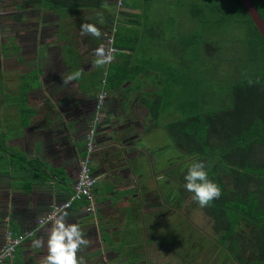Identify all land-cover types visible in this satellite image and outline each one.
Here are the masks:
<instances>
[{
  "label": "crops",
  "instance_id": "1",
  "mask_svg": "<svg viewBox=\"0 0 264 264\" xmlns=\"http://www.w3.org/2000/svg\"><path fill=\"white\" fill-rule=\"evenodd\" d=\"M124 7L131 13L139 11L136 7ZM106 9H102L103 13ZM42 11L55 17L54 26H42L46 31L43 41H40L39 29L35 27L28 33H17L15 38L5 31L6 24L0 19L1 38L7 33L9 43L7 46L0 41V245L5 230L18 232L33 228L37 217L44 214L52 203H59L69 195L98 91L87 85L85 80L95 79L99 87L100 70L104 71L106 66L98 68L94 63V49L105 46L104 42L81 34L82 24H92L99 29L98 9L75 8L60 13ZM14 15L16 20L21 18V12ZM129 25L126 23L127 27ZM137 30L139 35H136L134 45L130 40L126 41L127 46L124 45L122 53L132 55L136 45L140 46V54L147 52H144L148 46L144 42L146 34L141 28L137 27ZM57 33L59 39L48 38L55 37ZM125 33L130 32L126 29ZM28 35L30 41L32 36L38 37V41L29 42ZM114 57L113 62L122 64L120 72L127 77L121 85L107 91L103 117L95 130L98 150L93 154L90 165L96 177L93 187L95 210L87 212L82 201L65 209L68 223L78 224L89 241L88 247L78 253L87 264H129L132 241L127 242V238L132 229L140 234L134 249L136 256L137 246L145 241L141 235L143 232L146 234V223L161 224L162 208L166 206L174 215L179 213L181 204L178 198H174L175 189L180 187L178 172L175 176L174 172L168 176L165 168L169 167V161L160 169L151 167L158 164L141 144L139 136L144 122L151 120L144 105L162 94L158 93V87L154 91L145 89L148 81L138 74L147 73L148 83L153 80L160 83L161 77L153 72L154 67L140 71L134 65L130 69L129 57ZM148 59L151 65L156 64V61ZM9 64L12 67L9 68ZM78 70L82 71L79 80L69 84L63 82ZM130 71H136L132 78L130 73L126 74ZM143 91L147 94L143 95ZM24 116L27 119L25 125L22 124ZM173 149L175 154L170 166L178 167L180 150L174 146ZM212 159L215 160V156ZM33 160L35 162L29 163ZM223 173L224 170L220 169V174ZM223 182L227 188L231 187L228 175H224ZM162 191L168 192L166 198ZM230 201L228 199V203ZM151 208L162 209V212L151 210L150 213ZM203 211L210 218L213 231V220L205 209ZM229 217L233 219V230L238 235L224 238L223 229L218 233L213 231L214 239L210 234V242H215L216 246L213 247L212 243L210 254L201 253L199 256H208V262H216L215 256L226 253L230 257L227 264H251L249 259L238 257V254L247 256V252L229 249L230 238L236 239L240 247L244 240L241 238L247 233L244 219L231 213ZM50 226L46 224L35 230L31 237L19 244L11 258L0 264H40L47 248H34L32 241L37 237L46 241ZM139 264H147L146 258ZM218 264H223L222 259Z\"/></svg>",
  "mask_w": 264,
  "mask_h": 264
},
{
  "label": "trees",
  "instance_id": "2",
  "mask_svg": "<svg viewBox=\"0 0 264 264\" xmlns=\"http://www.w3.org/2000/svg\"><path fill=\"white\" fill-rule=\"evenodd\" d=\"M154 1L156 2V0H121L126 7H136L139 11L134 14L129 13L134 19L128 22L119 23L118 18L114 17L113 22L116 24L113 32V45L116 49L113 53L114 56L121 57L120 59L129 56V54L122 53V49L126 45V41L130 40V44L134 45L137 39V27L145 32L146 36L143 35V38L146 37L144 42H147L149 51L151 49L161 50L164 38L158 28L161 23L159 24L155 18L148 19L149 15L145 13V10ZM251 1L264 22V0ZM26 5L58 13L75 8L98 9L99 13L105 15V20L107 19L109 22H112L116 12L114 6L110 9L106 7L107 0H22L18 6L24 8ZM182 5L176 3L175 7L178 9ZM203 8L204 3L197 2V0H193L189 8L191 16L197 18L201 24L207 21L203 14ZM210 8L212 24L226 23L241 27L242 42L245 46L244 57L252 65L251 74L232 87L227 104L207 111L198 110L199 104L192 93L185 94L181 91L178 104L181 116L165 125V129L169 133L172 145L178 148L182 155L184 154V161L190 160L191 163L193 160H203L206 165L210 164L207 168L209 178L221 189V196L214 199L210 206L203 207L213 220V231L218 233L223 229L224 238L237 236L238 234H235L233 230L235 225L233 219L229 217V213L244 219V225L247 228L246 235L241 238L244 240L239 247L236 239L230 238L229 249L247 252V256L238 254L241 260L247 258L251 264H264V43L243 9L240 0H211ZM102 9H106L104 13ZM126 23L130 24L129 27L126 26ZM147 23L151 25L148 26ZM122 25L127 27L130 35L121 34ZM170 37L172 40L178 39L179 41L181 55L185 58L182 59L184 68H182L181 74L186 75L189 69L188 61L191 62V59L194 58V53H191L193 36L187 37L183 33L179 36L175 32ZM194 39L197 44L199 35L195 34ZM156 54L160 56V52L157 51ZM121 69L122 64L118 62L106 65L104 71L100 70L99 87L103 77L102 86L107 91L121 85L125 81L124 78L127 77L125 74H121ZM103 72L105 73L103 74ZM169 80L171 79L168 78L165 83L170 82L169 84H171ZM166 89L164 95L159 94L156 99L149 100L147 106L144 105L149 114L157 113L160 103L165 106L170 104L169 89L168 87ZM188 94L190 95L189 99H187ZM25 108L23 111L26 110ZM26 122L27 119L24 116L22 124L25 125ZM212 138H216V141ZM214 153L216 155H213ZM198 155L200 157L195 158ZM213 156H215V160L212 159ZM35 161L38 162L37 159ZM35 161H29V163ZM218 165L222 166L220 169L224 170L223 174H220ZM186 167L180 171L179 166L178 172L181 179H184ZM171 173L168 172V176H171ZM224 175H228L231 183L229 188L223 182ZM184 184L183 182L181 185L183 196L187 192ZM168 192L166 191L163 195L165 198ZM228 199L231 200L229 203ZM219 238L217 241L220 240Z\"/></svg>",
  "mask_w": 264,
  "mask_h": 264
},
{
  "label": "rangeland",
  "instance_id": "3",
  "mask_svg": "<svg viewBox=\"0 0 264 264\" xmlns=\"http://www.w3.org/2000/svg\"><path fill=\"white\" fill-rule=\"evenodd\" d=\"M21 1L22 0H0V19L6 24L4 28L5 31L12 33L15 38H17V33H28L29 29L35 27L39 29L40 41H43L46 38V31L42 29V26L45 24L54 26V15L50 16L48 12L47 15L42 10L31 8L28 5L24 8H20L18 5ZM192 2L193 0L154 1L151 6L145 10V13L149 15L148 19L155 18L157 22L159 21V24L161 23L158 28L159 31L163 33L162 37L164 36L162 41L163 47L160 48L161 50L151 49L149 51L146 46L144 52H147L142 55L139 50L140 46L137 47L136 45L133 54L128 56L130 69L132 66L134 67V65H136L137 70L140 71H148V68L154 67L155 69L153 72L161 77L160 83L156 80H153L152 83H148L149 79H147V73H139L138 77L148 81L144 86L145 89H152V91H154V89L158 87V93L163 95L165 94V90H167L166 87L169 89L168 93L170 94V98L168 100H171L170 104L165 106L160 103L157 108V113L154 115L149 114L146 110L151 120L144 122V129L139 132L141 144L148 149L149 153L154 157V161L158 164L152 165L151 167L160 169V167L162 168L169 161V167L165 168L167 173H177V168L179 166L181 171L190 163V160L184 161V154L182 155V153H180L179 166H170V161L174 158L175 150L173 149L169 133L165 129V125L181 116L178 107L181 91L185 94L192 93L195 96V100L197 104H199V111L214 109L228 103L232 87L240 83L244 78H247L251 74L250 70H252V65H250V62L244 57L245 46L242 42L243 31L241 27L226 23L212 24L211 0H197V2L204 3L203 14H205L207 18V21L201 24L197 18L190 14L189 8ZM176 3L183 5L177 9L175 7ZM112 6H114V10L116 11L111 20L112 22L107 21V19L105 20V15L103 16L100 13L99 16L97 15L98 19H100V15L103 17V25L99 22L101 25L99 26V30L102 34L108 31L114 21V17L118 18L119 23L132 21L134 19L129 15L131 12H128V9L124 7L125 5L121 0H107L106 7L110 9ZM134 11L135 10H133V14L135 13ZM18 12H21V18L18 19L19 21L14 17V14ZM46 18L49 19L45 21L44 19ZM56 23H58V21ZM147 25L150 26L151 24L147 23ZM123 27L120 28V32L125 33L126 27ZM175 32H177L179 36L182 33L187 37L193 36L191 39L193 43V52L191 51V53H194V58L191 59V62L188 61L189 69L186 75L181 74L183 71L182 68H184L182 59L185 58L181 55L179 41L178 39H170V35ZM195 34L199 35L197 44L196 39H194ZM13 35H11V37H13ZM59 36V33H57L55 37L51 36V38H48L57 40ZM2 37L3 38H1L0 35V41L2 43H7L5 45L8 46L7 33ZM100 39L104 42L103 44H105L103 35ZM31 41L32 43H36L38 37L32 36ZM31 41L29 39V42ZM157 51L160 52V56L156 54ZM142 56L145 57L146 60L143 61ZM148 57L153 62L156 61V64L151 65L149 63L151 61ZM11 65L12 64H9V68L12 67ZM22 68L23 67H21V69ZM129 73L132 78L135 76L136 71H130L126 74ZM168 78L171 79L169 80L171 84H169L170 82L165 83ZM85 83L92 88H96V90L99 89L98 84H96L97 80L95 79L85 80ZM134 84L133 82V85ZM130 88L132 89L133 87L130 86ZM142 94L145 95L147 92L143 91ZM189 94L187 99L190 98ZM107 97L106 95L100 105V111L102 113L104 112L105 100ZM98 124L99 121L95 125V130ZM212 139L216 141V138ZM199 157V155L195 156V158ZM147 167L150 168V165ZM179 174L178 172L180 187L176 188L174 192V198L176 197L179 199L180 197L179 200L181 204L179 213L175 212L174 215L170 214L169 209L165 206L162 208L163 221L161 224L155 225V223H149L147 225L146 223V234L143 232L141 235V238H145V241L137 246L136 256H134V249L137 237H140V234L135 231V228L132 229L127 238V242L130 243V240L132 241V248L131 250L129 249L131 252V259L129 252V264H139V261L143 262L145 258L147 264H218L219 259H222L223 264H227L230 260V257L226 253L223 256H215L216 262H208V259H206L208 256H199L201 253H205V255L210 254L212 243L213 247L216 246L215 242H210V234L214 239L215 233L210 229V218L205 215V212L199 204L193 200V194L187 191L184 196L182 195L181 185L183 182L185 183V180L181 179ZM161 186L162 182L160 181L159 187ZM165 192L166 191H162V194L164 195ZM162 209L151 208L150 213H152L151 210L162 212ZM149 220L151 219L149 218ZM153 220H155V218H153ZM128 226H130V224Z\"/></svg>",
  "mask_w": 264,
  "mask_h": 264
},
{
  "label": "clouds",
  "instance_id": "4",
  "mask_svg": "<svg viewBox=\"0 0 264 264\" xmlns=\"http://www.w3.org/2000/svg\"><path fill=\"white\" fill-rule=\"evenodd\" d=\"M99 22L102 24L103 17L100 15ZM81 34L100 38L103 34L92 24H82ZM96 56L95 66L102 68L113 62L115 59L112 49L98 47L94 49ZM82 71L78 70L69 74L63 81L66 84L79 80ZM203 160H193L188 166L184 175V188L193 194V200L200 207L211 205L214 199L221 196V189L212 179L209 178L207 168ZM47 224L48 221H43ZM88 239L85 238L80 226L75 223H68V212L61 209L54 216L51 226L47 231V240L37 237L32 241V247L37 249L47 248V254L41 258L40 264H87L84 257L79 256L82 248H87Z\"/></svg>",
  "mask_w": 264,
  "mask_h": 264
},
{
  "label": "built area",
  "instance_id": "5",
  "mask_svg": "<svg viewBox=\"0 0 264 264\" xmlns=\"http://www.w3.org/2000/svg\"><path fill=\"white\" fill-rule=\"evenodd\" d=\"M115 23L113 22L106 31L104 36L105 48L112 49L115 52V47L113 45V32ZM105 72H103L104 74ZM104 77L101 80V86L95 94V103L92 119L90 121L89 128L83 138V149L81 156L77 162V173L72 185L71 191L67 198L59 203H52L48 210L37 217L36 223L33 228L12 232L10 229L5 230L3 235V242L0 245V263L6 259L11 258L15 249L27 238L31 237L35 230L39 229L43 225V221L51 222L54 219L58 210H65L69 208L73 203L82 201L84 203V209L87 212L93 213L95 210V199L93 194V187L96 181V177L91 171V159L95 152L98 150V145L95 139V125L103 117L100 111V105L102 104L105 96L107 95L106 90L103 88Z\"/></svg>",
  "mask_w": 264,
  "mask_h": 264
},
{
  "label": "water",
  "instance_id": "6",
  "mask_svg": "<svg viewBox=\"0 0 264 264\" xmlns=\"http://www.w3.org/2000/svg\"><path fill=\"white\" fill-rule=\"evenodd\" d=\"M240 3L249 16L250 20L252 21L254 27L258 31L262 42L264 43V22L260 17L257 9L255 8L251 0H240Z\"/></svg>",
  "mask_w": 264,
  "mask_h": 264
}]
</instances>
